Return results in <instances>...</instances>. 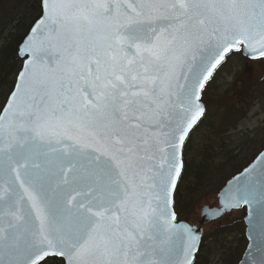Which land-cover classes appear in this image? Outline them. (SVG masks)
Returning a JSON list of instances; mask_svg holds the SVG:
<instances>
[{
  "label": "snow or ice",
  "instance_id": "snow-or-ice-1",
  "mask_svg": "<svg viewBox=\"0 0 264 264\" xmlns=\"http://www.w3.org/2000/svg\"><path fill=\"white\" fill-rule=\"evenodd\" d=\"M0 40V264H205L229 217L231 264H264V145L178 203L208 87L264 64V0H34Z\"/></svg>",
  "mask_w": 264,
  "mask_h": 264
},
{
  "label": "trees",
  "instance_id": "trees-1",
  "mask_svg": "<svg viewBox=\"0 0 264 264\" xmlns=\"http://www.w3.org/2000/svg\"><path fill=\"white\" fill-rule=\"evenodd\" d=\"M33 6L34 0H0V31L14 34L22 32ZM2 43L3 41L0 40V44ZM13 71L11 51L5 49L0 52V79L10 80ZM237 79L236 86L234 85L236 89L231 95V103L226 102V100V103L223 102L225 96L218 97L219 101L225 105L223 119L224 123H228V125H231V121L236 118L239 120L245 117L249 109L256 104L255 100L264 98V93L262 95L256 94L255 89L258 86L250 80L249 76L238 77ZM222 128L221 133L223 134L225 127ZM250 142L255 143L253 138H248L244 143ZM206 147L199 161L188 162L187 174L178 194V203L182 205L183 215L187 216L188 219L200 198L209 191H215L216 188L236 174L252 155L249 147L247 149L243 147L241 149H229L222 153H215L212 148V150L208 148V145ZM242 227L243 221L237 219L226 222L217 228L210 237L214 244L205 264H231L232 253L242 243L240 235ZM217 248L220 249L219 252H217Z\"/></svg>",
  "mask_w": 264,
  "mask_h": 264
},
{
  "label": "rangeland",
  "instance_id": "rangeland-1",
  "mask_svg": "<svg viewBox=\"0 0 264 264\" xmlns=\"http://www.w3.org/2000/svg\"><path fill=\"white\" fill-rule=\"evenodd\" d=\"M226 68L228 70L218 74L207 89L204 99L208 105L207 118L193 134V148L188 154V162L199 161L207 145L215 153H222L229 149H241L242 147L247 149L249 147L250 154L261 147V145H264V98L255 100L256 104L249 109L247 115L242 119L237 120L236 118L234 121L232 120L231 125L224 123L223 114L226 108L218 99L219 96H225L223 102L231 103V95L236 89L237 78L244 76H249L250 80L257 84L256 94L262 95L264 93V64L233 57L230 66H226ZM223 126L225 127V132L222 134ZM248 138H253L255 143H244ZM214 193L215 191H209L200 198L189 216L190 221L198 215L201 205L205 203L212 205L215 203ZM232 220L229 217L226 222H231ZM195 222L197 224L200 223L198 219ZM211 227L212 225L210 224H203L205 231H208Z\"/></svg>",
  "mask_w": 264,
  "mask_h": 264
},
{
  "label": "water",
  "instance_id": "water-1",
  "mask_svg": "<svg viewBox=\"0 0 264 264\" xmlns=\"http://www.w3.org/2000/svg\"><path fill=\"white\" fill-rule=\"evenodd\" d=\"M199 224H200L201 227H203V224H204V223H202L201 220H200V223H199Z\"/></svg>",
  "mask_w": 264,
  "mask_h": 264
},
{
  "label": "flooded vegetation",
  "instance_id": "flooded-vegetation-1",
  "mask_svg": "<svg viewBox=\"0 0 264 264\" xmlns=\"http://www.w3.org/2000/svg\"><path fill=\"white\" fill-rule=\"evenodd\" d=\"M199 220V222H200V219H198Z\"/></svg>",
  "mask_w": 264,
  "mask_h": 264
}]
</instances>
